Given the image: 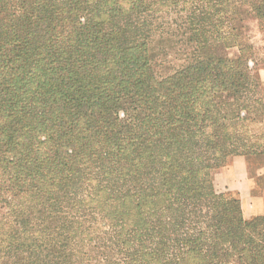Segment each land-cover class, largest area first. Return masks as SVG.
<instances>
[{"label": "trees", "instance_id": "obj_1", "mask_svg": "<svg viewBox=\"0 0 264 264\" xmlns=\"http://www.w3.org/2000/svg\"><path fill=\"white\" fill-rule=\"evenodd\" d=\"M172 1L220 23L241 2L264 30V0H0V264H264V213L213 182L228 158L264 164L253 51L205 42L158 79L136 21ZM66 204L117 232L66 244Z\"/></svg>", "mask_w": 264, "mask_h": 264}, {"label": "rangeland", "instance_id": "obj_2", "mask_svg": "<svg viewBox=\"0 0 264 264\" xmlns=\"http://www.w3.org/2000/svg\"><path fill=\"white\" fill-rule=\"evenodd\" d=\"M172 2L169 4H178L179 6L174 9L169 8L167 11L155 15H145L136 21V27L137 24H140L138 26L140 29H136V36H144L148 41L150 61L155 76L158 79L168 76L187 66L193 58H200L199 51L201 47L206 45L205 42L214 43L218 39L224 41L222 43L227 46L225 53L229 58H233L237 54V46L247 43L253 51V60H249L248 64L251 68L256 67L254 75L259 77L262 94L264 95V80L262 77L264 73V30L259 29L258 23L247 4L230 1L227 5L228 12L221 18L220 23L215 21V18L208 19L207 15L200 18L202 10L207 11L208 9L204 8L203 5L193 3L182 10L180 7L182 3ZM231 4L235 5L233 13L229 10ZM193 6L196 7L194 14L190 13ZM194 26L195 28H193ZM232 28L235 31L232 32ZM238 32H240V36L232 39L233 34ZM229 161L230 158L227 159L225 164H228ZM214 189L216 194L221 197L234 198L230 195L227 196L215 185ZM65 206L70 210L68 209L65 214L56 219L55 223L58 227L68 226L66 231L71 233L76 231L78 226H81L79 233L66 236V244L75 236L87 238L91 237L89 233H100L103 236L104 233L117 232L116 227L97 207L88 210H75L70 208L68 204ZM9 211V206L0 208V220L8 221V218L11 219L10 215L7 214ZM63 217L70 218L71 223L66 219L59 221ZM51 227H53V224ZM104 238H107V236ZM103 242L104 239L100 238L99 243ZM81 251H78L77 254L80 255ZM22 258L17 257V259H21L18 263L27 264L23 260L28 258V255L25 254ZM74 261L76 264L83 263V260L77 257Z\"/></svg>", "mask_w": 264, "mask_h": 264}, {"label": "crops", "instance_id": "obj_3", "mask_svg": "<svg viewBox=\"0 0 264 264\" xmlns=\"http://www.w3.org/2000/svg\"><path fill=\"white\" fill-rule=\"evenodd\" d=\"M264 80V73L262 74ZM215 187L239 200L245 219L264 213V164L252 156H234L213 177Z\"/></svg>", "mask_w": 264, "mask_h": 264}]
</instances>
